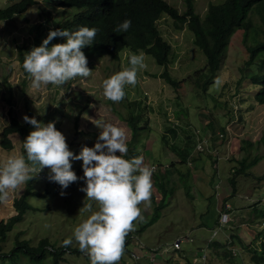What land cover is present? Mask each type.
Here are the masks:
<instances>
[{"label": "rangeland", "instance_id": "rangeland-1", "mask_svg": "<svg viewBox=\"0 0 264 264\" xmlns=\"http://www.w3.org/2000/svg\"><path fill=\"white\" fill-rule=\"evenodd\" d=\"M13 1L17 0H0V8ZM167 1L175 4L180 10L186 6L185 0ZM192 1L196 11L202 14L210 1L217 0ZM27 9L15 14L13 18L0 22V95L8 92L11 96L10 101L12 99L10 104L0 105V127L1 119L8 114L9 108L15 111L22 122L25 115L35 117L44 124L55 122L56 129L65 135L69 149L77 155L83 146L93 147L96 143L101 131L94 124L98 119L126 129L129 139L128 123L118 114L126 116L127 107L124 100L113 103L106 99L102 87L105 79L129 65L123 61L124 63L118 66L109 57H104L93 64L88 62L92 75L87 78L77 77L59 87L49 84L40 90L33 89L29 75L18 63L17 45L27 40L32 41L35 30L32 32L28 30L27 24L42 22L41 27L51 26L54 19L62 14L58 0H36V3ZM166 17L159 19V26L163 29L164 37L172 45L171 61L163 65L157 63L150 54L143 51L137 53L144 54L147 67L138 72L139 82L135 87L125 88L126 95L130 98L138 97L140 94L145 96V99L140 97L141 100L144 99L143 104H146L143 111L148 114L147 123L156 136L150 135L153 139L148 140L143 152L150 164L157 165L152 176L154 195L151 197V206L141 205L143 220L136 223L135 231L132 233L133 241L129 243L131 250L125 251L119 264H146L147 258L151 259L154 255L149 248H158L156 258L159 259L156 260L163 258L162 264H169L168 260L174 252L171 247L177 237L182 238L181 246L189 253L192 252L190 248H195L200 242H210L208 237L216 225H213L215 202L217 204L221 201L218 200L221 195L218 186H224L227 190V200L234 212L231 219L233 223H225L219 231L225 232L224 242L227 243V248L234 249L237 254L240 253L235 240L233 242L234 238L230 236L233 232L239 236L244 234L248 240L253 238L256 245L259 243L260 235L264 233V214H260L259 211L262 210L260 208H264V102L252 103L245 96L246 90L241 89V92H237L235 89L239 78V87L250 81L242 75L248 76L252 72L264 70L258 63L244 64L246 52L240 41V34L236 33L231 38L220 69L208 86V93H200L190 76L194 75V71L200 66H204V53L193 43L191 30L185 25L182 28H174L170 21L164 22V18L169 20ZM125 53L123 51L122 55ZM263 56L264 51L258 53L254 60ZM164 69H168L173 76L185 79L176 91L162 78L152 76L153 72L158 73ZM217 80L220 81L219 85L216 84ZM220 90L221 102L229 101L231 108L228 109L225 103L214 106L215 102L210 94H218ZM240 112L243 115L242 119H239ZM170 122L173 124L179 122L183 129L197 133L191 152L186 158L187 162L177 161L179 172L176 171V167L167 165L168 160L180 158L178 149L173 150L163 145V140L158 135L168 132L165 129ZM209 122H212L210 126ZM222 124L225 131L220 128ZM33 130L34 127L28 124L25 135L19 133L10 135L12 148L4 150L0 146V166L12 156L23 155V142ZM218 130L223 131L224 135L220 137ZM203 132L208 136L207 146L197 151L195 144ZM144 134L145 132L143 139ZM231 136L233 139H229ZM247 141L250 143L247 144ZM174 143L182 145L176 140ZM231 153L234 155L229 156ZM255 156L256 163L246 173H235L233 192L227 180L232 168L239 166V159L250 161ZM202 159L205 161L201 167ZM162 162H166L165 167H169L168 174H173L172 177L168 175L163 178L166 180L165 186L171 187L172 192L166 194L165 205L156 208L161 198V189L157 183L161 177H157L156 174H161L164 168L160 164ZM82 163L78 160L72 161V170L78 177H83ZM48 176L49 170L45 168L36 178L12 193L7 203L0 204V217L6 219L16 213L15 198L28 189L38 192L27 195L29 206L22 217L7 231V236L0 240V254L14 248L17 239H26L29 243L36 244L41 238H47L55 248H63L59 264H90L89 256L79 250L74 239V230L91 215V212L85 210L84 205L91 203L93 212L98 210V205L94 201H89L86 193L80 191L82 187H86L83 179L72 183L67 189H62L58 183L50 181ZM62 191L65 192L63 196L60 194ZM201 221L204 224H199ZM225 225L228 226L227 231L223 229ZM140 226L143 228L138 232ZM69 238L73 242L66 248L63 241ZM140 246L143 248L140 249ZM232 254L234 255V252ZM230 260L224 257L222 263L216 264H231ZM4 261L5 263H2L0 259V264H53L51 252L48 250L41 262L31 261L23 253L16 254L13 260ZM209 263L211 264L210 261Z\"/></svg>", "mask_w": 264, "mask_h": 264}, {"label": "trees", "instance_id": "trees-1", "mask_svg": "<svg viewBox=\"0 0 264 264\" xmlns=\"http://www.w3.org/2000/svg\"><path fill=\"white\" fill-rule=\"evenodd\" d=\"M34 3H36V0H17L9 3L5 7H1L0 22L13 18L15 14L21 13L27 8L29 9ZM185 4L186 6L180 10L175 4H172L167 0H58L62 16L55 18V21L51 26L46 25L41 27L40 25L43 24L42 22L27 24L28 30L31 32L35 30V32L32 41L27 40L24 43H19L17 45L18 63L24 71L23 61L25 55L33 47L40 46L43 40L47 38L49 31L57 29L76 31L82 26H87L89 28L98 29L94 44L82 49L90 64H93L95 61L104 57H109V59L118 66L124 62L129 65L130 55L143 51L144 53L152 55L157 63L167 65L171 61L172 45L164 37L163 29L159 26V19L167 16L166 18L169 20L164 18V22L167 21L169 23L170 21L174 28H182L185 25L191 30L193 43L204 53V66H200L194 71V75L190 76L194 81L195 86L198 88L196 90L200 91V93H208V86L215 78L217 71L220 69L222 60L227 54L231 38L236 33L240 34V41L246 52L244 64L250 65L254 63L257 65L258 63L259 67L264 70V56L254 60L258 53L264 51V0L210 1L202 14L196 11L192 0H185ZM126 19L131 20V27L129 30L125 33L114 32L117 26ZM64 42H66V38L56 37L50 42L49 47H51L52 44ZM123 51L126 52L125 55H122ZM152 76L162 78V80L167 82V84L169 83L175 91L181 83L185 81L184 78L173 76L168 69H164L158 73L153 72ZM242 77H247L250 81L239 87V78L236 81V91L241 92V89L246 90L247 92L245 93V96L252 103L264 102V72H252L251 75H242ZM210 95L213 102H215L214 106L217 104L223 105L225 103L229 109V101L221 102V90L218 94ZM140 97H144L145 99V96L142 94L133 98L126 95L123 99L124 105L127 107L126 116L118 113L121 118L126 119L130 129V136L127 140L128 153L125 157L126 159H131L137 156H143L144 158L143 150L147 142H149L148 140L153 139L150 135L154 134L156 136V133L151 132L150 125L147 123L149 117L148 114L143 111V106L146 104H143L144 99L141 100ZM10 98L11 96L8 95V92L7 94H1L0 105L2 106V103L5 106L10 104L12 101V99L10 101ZM228 113H230L231 116V112L229 111ZM238 115L239 119L243 118L241 112ZM220 117L222 116H219V118ZM211 123L212 122H209L208 126H210ZM181 125L182 124L179 122L177 124L170 122L165 129V131L168 132H166V134H158L163 140V145H166L173 150L180 146L174 143L175 140H177L179 135H183L186 144L184 143L185 146L182 144V150L178 151L180 158L178 160H168L167 163V165L170 164L171 166L176 167V171L178 172L179 168L176 166L177 161H181V163L187 162L186 158L191 152V146L195 141L194 137H197V133L191 132L188 129L185 130ZM27 126L28 124L25 121H20L15 111L12 108H9L8 114L1 119V148L4 150L12 148V138L10 135L12 133H19L22 136L25 135L27 132ZM220 128L225 131L223 124L220 125ZM143 132H145V139L142 137ZM201 137L202 136L198 138ZM246 143L248 144L250 142L247 141ZM23 155L26 156L24 149ZM256 161L257 156L253 157L250 161H245L243 158L238 160L239 166L232 168V173L228 178L233 191L235 190V173H246ZM144 163L147 166L150 164L145 158ZM165 163L166 162L160 163L164 168H162L163 170L160 175L159 173L156 174L157 177H161L157 180L161 189V198L159 199V205L156 208L164 206L166 194L172 192L171 187L167 188L165 186L166 180H163L164 177H167L168 175L172 177L173 175L168 174L167 171L169 170V167H165ZM32 193L38 192L28 189L21 196L15 198V214L10 215L6 219L0 217V240H3L7 236V231H9L22 217L23 212L29 206L26 197ZM152 195H154V193ZM260 209H262L260 210V214H264V208ZM142 228L143 226H140V228H137L138 230H136L140 232ZM132 233L133 232H131L126 238L125 251L130 252L131 250L129 243L133 241L134 238ZM185 237H187V235ZM260 237L259 243L251 246L252 264H264V233L260 235ZM230 240L232 242V239ZM15 244L14 248L10 251L2 252L0 254L2 263H5L4 260H13L18 253L27 255L31 261L41 262L45 257L47 250L51 252L53 264L60 263L59 259L63 252V248H55L47 238H41L36 244H31L26 239H17ZM181 244L182 238L179 247H171V249L174 250L180 258L185 260V264H192L191 259L194 256L193 249L190 248L192 252L189 253L187 249L181 246ZM142 248L143 247L140 246V249ZM149 249L154 255L152 259L147 258L146 264H158V261L156 260L159 259L156 258L158 248ZM228 251L231 254L234 252V255H237L234 249H228ZM137 258L139 260L140 256L138 255ZM160 260L163 259L161 258ZM173 264L176 263L174 262Z\"/></svg>", "mask_w": 264, "mask_h": 264}, {"label": "clouds", "instance_id": "clouds-1", "mask_svg": "<svg viewBox=\"0 0 264 264\" xmlns=\"http://www.w3.org/2000/svg\"><path fill=\"white\" fill-rule=\"evenodd\" d=\"M130 27L131 20L126 19L114 32L125 33ZM97 32L98 29L87 26L76 31H49L42 44L33 47L24 57L23 69L31 79V87L35 90L49 84L59 87L77 77L91 76L92 70L82 49L94 44ZM56 37H64L66 42L49 47ZM129 65L103 81V95L113 103L125 98L126 86L138 84V72L147 67L144 54H131ZM219 83L217 80L216 84ZM23 119L34 130L23 142L26 156H12L0 166V203H7L12 193L45 168L49 170L48 179L62 189L83 179L86 187L80 191L98 205V210L93 212L91 203L84 205L91 215L75 228L74 239L79 250L89 256L90 264H119L127 236L143 220L141 205L151 206L155 168L145 165L143 156L125 158L127 131L112 123L96 120L94 124L101 130L96 143L93 147L83 146L77 155L69 149L65 135L56 129L55 122L44 124L27 115ZM77 160L83 162V177L72 170V161ZM60 194L63 196L65 192ZM72 242L71 238L65 239L63 246L67 248Z\"/></svg>", "mask_w": 264, "mask_h": 264}, {"label": "crops", "instance_id": "crops-1", "mask_svg": "<svg viewBox=\"0 0 264 264\" xmlns=\"http://www.w3.org/2000/svg\"><path fill=\"white\" fill-rule=\"evenodd\" d=\"M236 120H238V117L236 118ZM237 123V122H236ZM231 133V132H230ZM233 139V137H229V139ZM211 139V138H210ZM179 143L181 142L182 144H184V138H183V135H179L177 137V140ZM228 141V140H227ZM229 143V142H228ZM186 144V143H185ZM147 146V145H146ZM145 146V147H146ZM182 146L183 145H180L179 147H177L178 151H181L182 149ZM212 146V145H211ZM238 149V148H236ZM176 150V149H175ZM233 156L234 154H230L229 156ZM163 156V155H162ZM164 157V156H163ZM144 158L145 160L149 163V159H147L145 157V153H144ZM159 158V157H158ZM230 158V157H229ZM232 159V158H230ZM234 160V158H233ZM204 161L205 159H202V162H201V167L204 166ZM231 175V173H230ZM229 178V177H228ZM227 178V180H228ZM219 179H221V177H219ZM219 187V190L220 191L219 193L221 194L220 197L218 198V200L220 199L221 201L215 202V218H214V224H216V221H217V217H218V210L221 206V203L223 202V200H227V196H228V192L227 190L224 188V186H218ZM233 191V190H232ZM235 191V190H234ZM233 191V192H234ZM233 209V207H232ZM260 211V210H259ZM234 213V212H233ZM242 220V219H241ZM229 223H233V221L229 220L228 224ZM248 223V222H247ZM250 223V222H249ZM252 223V221H251ZM250 223V224H251ZM199 224H204L203 221H201ZM212 225V226H213ZM252 225V224H251ZM212 228V227H211ZM225 231L228 230V226L225 225L224 228H223ZM212 232V231H211ZM235 232L231 233L230 235L232 236L233 239V242L235 240V244H237V246L239 247V252L237 255H233L231 253H229L228 251V248L226 246V242H224V235H225V232H219L218 233V236H216V238L206 247V251H207V257L209 258V261L211 262V264H216V263H222L223 262V258L226 257V258H230L231 260V264H252V261H251V246H254L255 244L253 243V238H250L251 240H248L246 238V236L244 234H240V236L238 234H234ZM211 234V233H210ZM247 235V234H246ZM209 236V235H208ZM234 236V237H233ZM248 237V236H247ZM255 238V237H254ZM245 241V242H243ZM203 246H206V241L205 243L204 242H200L199 244H197V249L196 247L193 248V255L197 254V252L199 251L198 248L200 247H203ZM170 258V257H169ZM163 259V258H162ZM164 261L163 260H159L157 263L158 264H162ZM176 263V264H185V260L180 258L177 253L174 251L171 255V258L168 260V263L169 264H173V263ZM224 263H227V262H224Z\"/></svg>", "mask_w": 264, "mask_h": 264}, {"label": "built area", "instance_id": "built-area-1", "mask_svg": "<svg viewBox=\"0 0 264 264\" xmlns=\"http://www.w3.org/2000/svg\"><path fill=\"white\" fill-rule=\"evenodd\" d=\"M218 134L220 135V137L223 135L222 132H218ZM207 138H208V136L203 132L202 137L198 138V141L195 144V149L197 151L203 150L207 146ZM155 165H157V164L152 163L149 165V167L155 168ZM233 216H234V214H233L232 206L230 205V203L228 201L222 202L221 206L218 210V218L216 221V225L212 228V232H211L210 236L208 237V240L210 242L213 241L214 237L217 235V233L220 231V229L223 227V225L225 223L229 222V220H231ZM180 241H181L180 237L176 238L173 242L172 247L178 248ZM152 258H153V256H152ZM191 261H192V264H210L208 259H207L206 248L202 247L201 249H199L197 254H195L193 256Z\"/></svg>", "mask_w": 264, "mask_h": 264}]
</instances>
